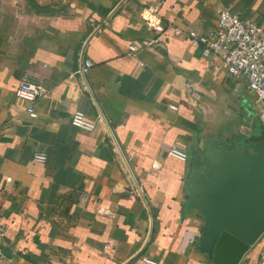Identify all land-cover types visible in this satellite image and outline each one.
Returning a JSON list of instances; mask_svg holds the SVG:
<instances>
[{
	"label": "crops",
	"instance_id": "0c3cea01",
	"mask_svg": "<svg viewBox=\"0 0 264 264\" xmlns=\"http://www.w3.org/2000/svg\"><path fill=\"white\" fill-rule=\"evenodd\" d=\"M220 10L264 27V0H0L2 264H213L189 182L213 150L251 136L263 108L166 25L207 33ZM25 77L46 89L36 118L15 94ZM78 111L93 131L72 124ZM174 143L187 162L168 157ZM240 264H264V236Z\"/></svg>",
	"mask_w": 264,
	"mask_h": 264
},
{
	"label": "water",
	"instance_id": "95a60500",
	"mask_svg": "<svg viewBox=\"0 0 264 264\" xmlns=\"http://www.w3.org/2000/svg\"><path fill=\"white\" fill-rule=\"evenodd\" d=\"M258 124L261 137L254 129L243 138L255 150L264 142V117ZM244 143L213 150L189 182L187 210L205 219L198 249L213 264H240L264 236V155L249 153Z\"/></svg>",
	"mask_w": 264,
	"mask_h": 264
},
{
	"label": "built area",
	"instance_id": "2783aa9c",
	"mask_svg": "<svg viewBox=\"0 0 264 264\" xmlns=\"http://www.w3.org/2000/svg\"><path fill=\"white\" fill-rule=\"evenodd\" d=\"M149 12L154 16L158 15L159 7H150ZM151 29H157L163 32L165 28H160L149 24ZM175 36L186 35L193 49L199 51L203 57L217 56L222 59L227 73L243 81L246 86L254 93L256 102L264 109V27L253 18H244L233 14L229 10H220L218 12L217 27L207 33H198L197 31L184 32L171 24L166 25ZM160 44V39H151L143 41H134L129 46V51L133 57H136L141 51ZM93 67L91 61H86L85 66L80 73L86 74ZM16 96L29 104L27 112L31 118L37 117L35 103L46 94V89L42 83L37 80L25 77L21 80ZM72 124L82 130L93 131L94 126L88 124L83 112H76L72 116ZM167 155L171 159L180 162H187L189 158L188 149L181 143L172 144ZM35 160L45 162L44 155H36ZM138 186V185H137ZM138 186L136 192L138 193ZM108 214V212H104ZM6 227H0V264L7 256L4 248V238ZM104 254L113 259L115 255L114 246L109 243L104 248ZM143 260L147 261L146 258Z\"/></svg>",
	"mask_w": 264,
	"mask_h": 264
},
{
	"label": "flooded vegetation",
	"instance_id": "af4514ba",
	"mask_svg": "<svg viewBox=\"0 0 264 264\" xmlns=\"http://www.w3.org/2000/svg\"><path fill=\"white\" fill-rule=\"evenodd\" d=\"M255 132H258L256 135H257V137H261L262 136V133H263V130L259 127V124L257 123L256 125H255ZM254 134V132L252 133V135ZM244 143V140L243 139H241V140H239L238 142H232V143H228L229 145H231V144H233L235 147H239V146H241V144H243ZM246 146H248V152L249 153H252V154H259V155H264V142L263 143H260L259 145H260V147L258 148L257 147V150H255L253 147L255 146V144L256 143H244ZM256 152H255V151Z\"/></svg>",
	"mask_w": 264,
	"mask_h": 264
},
{
	"label": "rangeland",
	"instance_id": "374dc122",
	"mask_svg": "<svg viewBox=\"0 0 264 264\" xmlns=\"http://www.w3.org/2000/svg\"><path fill=\"white\" fill-rule=\"evenodd\" d=\"M249 96L252 97L253 96V93H249ZM261 113L264 114V109H261ZM247 133H248V135H251L252 131H247Z\"/></svg>",
	"mask_w": 264,
	"mask_h": 264
}]
</instances>
